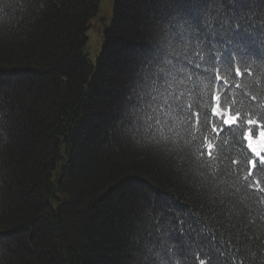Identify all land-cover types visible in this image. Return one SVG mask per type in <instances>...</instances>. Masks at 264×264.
Here are the masks:
<instances>
[{
  "label": "trees",
  "instance_id": "1",
  "mask_svg": "<svg viewBox=\"0 0 264 264\" xmlns=\"http://www.w3.org/2000/svg\"><path fill=\"white\" fill-rule=\"evenodd\" d=\"M125 2L112 1L113 23L93 66L83 50L100 0H0V264H147L145 242L151 223L144 218V208L155 206L159 211L153 222H159L165 214L186 216L182 206L193 204L196 193L173 156L161 145L133 141L122 131L126 98L114 109L97 106L114 117L104 118L101 131L96 128L88 142L81 138L86 120L95 115L93 98L104 94L103 86L104 92L108 90L106 82L100 85L101 72L110 58L116 27L126 24ZM137 7L125 29L129 37L148 46L154 25L172 8L166 0H141ZM137 57L138 53L127 61L130 68L125 66L133 72L127 79L129 86ZM249 64L252 74L242 78L243 94L233 90L229 95L246 119L258 122L254 146L261 151L264 61L250 58ZM121 72L124 77L126 72ZM128 93L129 89L124 91L125 97ZM97 99L104 102L102 97ZM241 127L248 128H235L237 139ZM118 138L121 147H113ZM220 140L224 152L242 166L248 160L259 161L252 179L264 180V151L260 156L244 151L230 133ZM111 146L120 151L109 150ZM78 151L86 163L80 160L75 167ZM244 192L242 187V197ZM246 204L250 218H257L261 205ZM249 236L255 243L247 244L248 264H264V230L254 228ZM184 240L174 235L170 251L153 247L155 264H197L195 233Z\"/></svg>",
  "mask_w": 264,
  "mask_h": 264
},
{
  "label": "snow or ice",
  "instance_id": "2",
  "mask_svg": "<svg viewBox=\"0 0 264 264\" xmlns=\"http://www.w3.org/2000/svg\"><path fill=\"white\" fill-rule=\"evenodd\" d=\"M166 2L172 12L154 25L153 40L129 86L121 129L133 141L164 147L196 196L191 207L182 206L186 216L165 214L153 222L159 210L144 208V218L151 223L145 259L155 264L153 247L170 251L174 235L186 243L184 236L195 233L197 264H248L246 247L255 243L249 233L264 230V180L252 179L259 161L248 160L242 166L224 152L220 137L232 134L233 143L256 156L264 151V131L257 151L259 124L246 119L229 95L233 90L243 94L242 78L252 74L250 58L264 61V0ZM235 63L240 66L233 68ZM240 125L248 128L241 127L237 139L234 129ZM246 201L261 205L257 218H250Z\"/></svg>",
  "mask_w": 264,
  "mask_h": 264
},
{
  "label": "rangeland",
  "instance_id": "3",
  "mask_svg": "<svg viewBox=\"0 0 264 264\" xmlns=\"http://www.w3.org/2000/svg\"><path fill=\"white\" fill-rule=\"evenodd\" d=\"M140 2H141V0L140 1L139 0L138 1L126 0V2H125V7H124V10L122 11V18H124V22L126 21L127 25L124 23V28H122V26L116 27V30L114 32L115 40L112 43V46L110 47V55H109L110 58L105 63L106 66L104 65L105 67H103V69H102L103 71L101 72L102 73L101 74V81L102 82L100 85H102L103 82L104 83L106 82L108 90L104 92V89H103L104 86H103L101 92H103L104 94L97 93L98 94L97 97L94 95L95 98H93V100H94L93 102L96 101L95 105L93 104V106L96 107V109H94L95 115L92 118L88 117V119L86 120V125L82 131L83 133L81 135V138L85 139V141L87 140V142H88L89 138L92 136V133L94 135L96 128H98V131H101L102 122H103L104 118L108 119V115H109V117L111 116L112 119L114 117L113 114H111L112 113L111 111L109 112V114H106V112L102 111L101 109H103V107H105V106H110L112 109H114L115 106H118L121 103H123L124 99L126 98L124 95V91L129 89V84H128L127 79H130L131 74L133 72L132 71L128 72L127 70H125V66L127 69L130 68V67H128L129 65H127V64L130 61V59L133 57L134 54L138 53V55L140 57L139 58L137 57V60L140 62V60L144 56L143 52H145L144 54L147 53L146 49L148 48V46L144 42L136 40V38H134V37H129L128 32H130V31H127L125 29V25H126V27H130V23H129L130 20H129L128 16L132 14L133 9L134 10L138 9L137 5ZM102 9H104V11L101 13L99 12V14L96 17V20L93 22L94 28L92 29V32H90L88 34L89 41L87 44L86 51H87V54H88V56L92 62L96 61V57L99 53V49H100V45H101V38L99 35H100V32L102 31V29L104 28V26L108 22V19L106 18V16L110 13V11H112L111 0H103ZM142 47H144L145 50L142 49ZM139 62H138V65H139ZM118 67H120V69H119L120 72L121 71L126 72L124 77H121L120 72L115 73V74H111L113 72L112 70H115V68L117 70ZM135 73H136V71H134L133 75H135ZM106 74H107V76H106ZM20 80L24 81L23 77H20ZM125 82H126V84H125ZM99 88L100 87H98L97 91L99 90ZM98 97H102L104 102H99L101 100L97 99ZM100 103H101V105H100ZM28 106H29V104H28ZM97 106H103V107H97ZM105 111H107V109H105ZM120 111H121V109H120ZM96 112L99 113L100 115L96 116ZM0 120H2V119H0ZM4 122H6V121L4 120ZM89 128L92 129V131L89 132V130H88ZM120 139L121 138L117 139V142L119 141V143L114 142L111 145H113V147L114 146L115 147L120 146L119 144L122 143V140H120ZM124 139L125 138L123 137V140ZM106 144H108V143H106ZM83 146H85V145H82V148H84ZM113 147L111 146V148L109 150H111ZM113 149H115V148H113ZM119 149L120 148H118V149L116 148L115 151L117 152ZM82 153H83L82 151L81 152L78 151L79 155H77V156H79V158H77L78 160L76 159V161L74 162L75 167H79L80 160H81V162H83V164L86 163L85 156H82L81 155ZM80 157H81V159H80ZM147 175L151 177V175H149V174H147ZM144 176L145 175H143V177ZM145 177H147V176H145ZM118 205H120V203H118Z\"/></svg>",
  "mask_w": 264,
  "mask_h": 264
}]
</instances>
